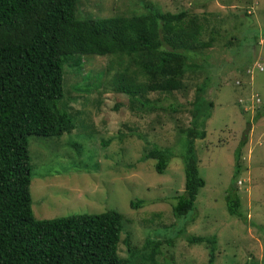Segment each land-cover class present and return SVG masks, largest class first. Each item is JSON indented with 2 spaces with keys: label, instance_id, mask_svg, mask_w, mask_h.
<instances>
[{
  "label": "rangeland",
  "instance_id": "obj_1",
  "mask_svg": "<svg viewBox=\"0 0 264 264\" xmlns=\"http://www.w3.org/2000/svg\"><path fill=\"white\" fill-rule=\"evenodd\" d=\"M150 3L163 12L198 18L199 38L213 39L209 48L193 53L195 67L183 68L180 91L134 95L180 106L172 114L135 111L134 101L117 89L128 83L121 77L125 71L132 89L142 80L131 74L135 66L125 56L83 57L76 76L66 68L57 106L70 114L73 130L60 137H28L32 217L115 210L123 219L120 239L127 237L136 249L129 256L118 245L119 257L130 264H145L140 261L149 252L145 240L159 242L154 264H206L208 247L187 244L188 235L216 238L213 264H264V0H78L75 17H129L145 13L143 6ZM83 83L88 95L74 90ZM195 104L209 115L204 138L194 140L193 148L204 186L193 210L176 219L171 204L182 193V162L170 157L157 174L154 161L144 160L143 153L153 144L173 153L183 150L177 133L190 126ZM243 138L234 183L240 218L227 214L223 196L233 151ZM136 201L142 203L131 208Z\"/></svg>",
  "mask_w": 264,
  "mask_h": 264
},
{
  "label": "trees",
  "instance_id": "obj_2",
  "mask_svg": "<svg viewBox=\"0 0 264 264\" xmlns=\"http://www.w3.org/2000/svg\"><path fill=\"white\" fill-rule=\"evenodd\" d=\"M77 5L78 0H0V264H130L129 258L119 257L118 245L121 242L129 256L136 249L127 237L120 239L123 219L115 210L33 219L28 137H60L73 130L72 117L57 105L63 97L65 69L79 75L83 57H127L135 66L131 74L142 80L132 89L134 84L125 71L121 77L128 83L118 86V91L134 101L135 111L172 114L180 105H164L163 100L149 101L143 96L180 91L184 69L195 67L193 53L213 42L212 37L199 38L202 22L184 11L163 12L150 3L143 6V14L80 20L75 17ZM74 90L89 93L86 83ZM138 91L143 93L141 98L134 96ZM197 110L196 105L190 126L178 130L183 150L173 153L171 148L153 144L143 153L144 160L154 161L157 174H162L170 157L180 158L183 189L171 204L176 219L193 210L196 194L204 186L193 148L194 140L204 138L203 124L209 115ZM244 142L243 138L233 151L232 175L223 196L227 214L240 218L234 183ZM141 203L130 202V207ZM185 241L206 245V264H213L214 236L188 235ZM144 246L149 252L140 256L141 263L154 264L159 242L145 240Z\"/></svg>",
  "mask_w": 264,
  "mask_h": 264
}]
</instances>
